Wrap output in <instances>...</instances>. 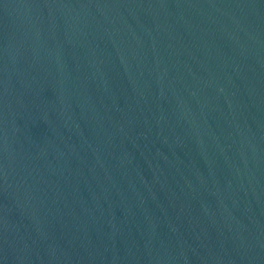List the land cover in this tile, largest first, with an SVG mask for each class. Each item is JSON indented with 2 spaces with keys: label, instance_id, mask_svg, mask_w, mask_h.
Listing matches in <instances>:
<instances>
[{
  "label": "water",
  "instance_id": "obj_1",
  "mask_svg": "<svg viewBox=\"0 0 264 264\" xmlns=\"http://www.w3.org/2000/svg\"><path fill=\"white\" fill-rule=\"evenodd\" d=\"M0 264H264V0H0Z\"/></svg>",
  "mask_w": 264,
  "mask_h": 264
}]
</instances>
